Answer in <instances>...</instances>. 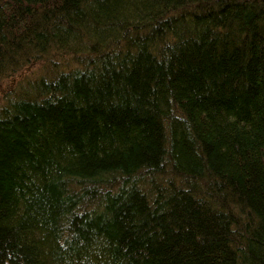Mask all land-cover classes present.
Instances as JSON below:
<instances>
[{
    "label": "trees",
    "instance_id": "trees-1",
    "mask_svg": "<svg viewBox=\"0 0 264 264\" xmlns=\"http://www.w3.org/2000/svg\"><path fill=\"white\" fill-rule=\"evenodd\" d=\"M30 66L0 264H264V0H0V84Z\"/></svg>",
    "mask_w": 264,
    "mask_h": 264
},
{
    "label": "rangeland",
    "instance_id": "rangeland-1",
    "mask_svg": "<svg viewBox=\"0 0 264 264\" xmlns=\"http://www.w3.org/2000/svg\"><path fill=\"white\" fill-rule=\"evenodd\" d=\"M40 76V69L39 67L30 66L26 68V72L20 79H12L10 82L8 81L6 84H0V107L3 106L8 102V99H11V96H16V93H20L25 85L21 84L22 80L25 81L27 79L36 80ZM27 78V79H26ZM23 80V81H24ZM20 81V82H19ZM25 83V82H24ZM24 85V86H23ZM7 100V101H6Z\"/></svg>",
    "mask_w": 264,
    "mask_h": 264
},
{
    "label": "bare ground",
    "instance_id": "bare-ground-1",
    "mask_svg": "<svg viewBox=\"0 0 264 264\" xmlns=\"http://www.w3.org/2000/svg\"><path fill=\"white\" fill-rule=\"evenodd\" d=\"M1 87V86H0Z\"/></svg>",
    "mask_w": 264,
    "mask_h": 264
}]
</instances>
